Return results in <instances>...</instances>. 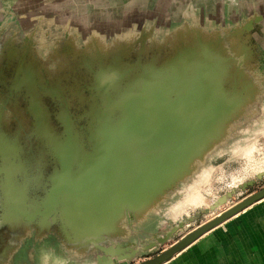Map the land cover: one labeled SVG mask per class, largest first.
<instances>
[{"label":"water","instance_id":"95a60500","mask_svg":"<svg viewBox=\"0 0 264 264\" xmlns=\"http://www.w3.org/2000/svg\"><path fill=\"white\" fill-rule=\"evenodd\" d=\"M256 18L261 17H248L240 32L254 29ZM258 37L264 48V35ZM203 40L200 35L179 49L170 45L165 57L136 68L128 66L135 58L124 52L122 58L101 48L67 51L63 43L52 60L19 59L11 79L0 82V256L12 255L23 234L30 240L50 230L67 247L88 244L89 255H98L92 264L130 263L184 230V221H178L152 233L145 245L129 241L146 233L135 231L134 222L148 223L150 214L162 217L166 194L193 173L243 101L234 88L249 53L241 47V57L234 58L222 38ZM0 64L1 76L9 60ZM67 84L77 85L78 94H62ZM54 123L62 125L63 136L38 132L47 139L53 162L42 166L40 178L30 179L15 130ZM262 198L264 187L136 264H162Z\"/></svg>","mask_w":264,"mask_h":264},{"label":"rangeland","instance_id":"374dc122","mask_svg":"<svg viewBox=\"0 0 264 264\" xmlns=\"http://www.w3.org/2000/svg\"><path fill=\"white\" fill-rule=\"evenodd\" d=\"M128 1L132 0H100L98 3L89 2V0H0V63H3L6 58L9 60V68L4 69L0 82L6 79L5 76L11 79L22 57L26 60V64L30 62L36 64L38 61L45 62L56 58L60 50L57 49L59 38L63 39L65 31L71 25L73 29L91 28L97 21L101 24L105 21L110 22L114 27L120 21L115 22L105 18H116L114 13L128 7L129 13H134L136 11L134 8H138L139 16H142L139 26H144L147 14L145 4L125 3ZM174 1L175 3L181 1V4H172L174 7L168 13L169 18L182 17L186 21L194 22L190 26V32L193 31L194 36L188 37L187 31L181 36L187 44L194 43V39L197 40L200 35L204 42L214 43V40L219 41L222 38L220 44L223 45L222 47H228V50L232 49L228 52H232L234 58L241 57L239 52L241 47L244 48L243 52L249 53V57L243 58L244 63L240 68L241 72L244 70L243 75L240 74L242 77L237 79L238 82L234 88L236 95L243 99L236 113L230 121L226 122L225 131L213 145L212 150L208 151L201 162L195 165L193 173L180 181L161 202L163 203L162 217L158 216V218L164 223L158 231L162 233L170 224H176L178 221H184V230H190L264 187V48L263 40L258 37V34L264 35V0ZM97 11L103 12L105 18L97 20L95 17ZM137 11L134 16H137ZM258 16L263 18L261 23L259 21L261 18H256L253 23L254 29L250 32H240L239 27L248 20V17ZM128 22L130 23L127 21L124 24L128 25ZM106 25L109 26V23ZM72 38L76 48L79 49L78 46H81L79 37ZM161 38L162 36L158 37L155 43L161 45L163 42ZM139 43L140 40L130 45L135 47L132 52L126 53L129 59L136 57ZM78 49L73 51L75 60L79 58L75 56L79 55ZM146 54L150 55V53H144L141 58L142 63ZM225 54L228 55V53ZM236 62L232 65L233 71L240 63ZM63 72L68 74V63ZM65 86L68 88V94L73 96L78 94L77 85ZM192 186L194 187L191 188ZM187 191L189 193L185 198ZM196 193L204 197V203L196 208L189 205L187 215L173 219L174 215L170 216V210L183 201L181 205L186 206ZM220 198H223L222 202L218 200ZM214 203L216 205L209 208ZM179 211L177 214L180 213ZM185 212L188 210L185 209ZM188 217L191 218L188 219ZM178 236L171 238L167 244L172 243ZM2 240L4 237L1 242ZM12 255H29L31 258V255L36 254L30 250V245L23 250L21 244ZM11 262L15 261L12 259Z\"/></svg>","mask_w":264,"mask_h":264},{"label":"crops","instance_id":"0c3cea01","mask_svg":"<svg viewBox=\"0 0 264 264\" xmlns=\"http://www.w3.org/2000/svg\"><path fill=\"white\" fill-rule=\"evenodd\" d=\"M90 1L98 3L100 0ZM138 2L145 4L147 14L145 15L144 23H146L144 26H139L142 16H139L140 11H137L138 8H134L137 11V16H134L136 11L129 13L130 8L124 7L118 13L113 12L116 18H105L103 12L97 11V14H94L97 20L98 18H105L112 19L115 22L120 21L117 25L118 27L116 25L112 27L113 24H110V22H107L109 23V26H107L105 21L102 24L97 21L96 25L91 28L73 29L70 26L65 31L63 39L59 38V43L64 44L63 49L67 51L73 50V47L76 45L72 41V37L76 36L77 38L79 37L81 42V46L79 45L81 49L83 47L90 51V49L101 48L102 50L123 54V52H132L135 46L130 45L140 40L139 47L136 50L135 61L128 65L129 67L136 68L141 65V58L144 53H150V55L146 54L144 56V62L148 60L153 61L157 57L162 58L161 55L165 54L166 49L170 45L173 46L175 44L178 49L185 45V40L181 38L183 33L186 34L187 31L188 37L194 36L193 31L190 32V26L194 22L188 19L186 21L182 17L174 16L171 19L169 18L168 13L174 7V5L172 6L175 3L174 0H132L125 3L134 4ZM175 4L180 5L181 1ZM127 21H130V23L128 22V25L124 24ZM161 36V41L163 42L161 45L156 44V39ZM155 53L156 55H153ZM83 79L86 80L87 77H83ZM66 90L67 88L61 87L62 94L68 96ZM73 111L75 113L78 112L76 110ZM44 126L39 130L36 126L22 128L21 133L18 127L15 130L16 136L22 139V141H18L20 145V149H18L19 156L23 161H28L30 165H28L30 179L40 178V174L43 172L40 170L42 166L53 162L51 147L48 146L47 139L38 134V132L54 133L56 137L63 136L64 133V128L61 127V124L54 123ZM25 166H27V163ZM32 194L35 195V192H32ZM184 213L187 212L184 211ZM150 215L152 216L148 223L136 221L132 224L135 231H145L146 233L144 235L137 233L139 236L135 235L133 238H130L131 245H145L150 242V235L152 233H162L158 230L164 222L157 215ZM202 223L190 230H183L174 237L181 236L183 233L195 229ZM16 233H20V231L18 230ZM51 233L52 231L47 230L44 235L32 237V240L27 239L26 235L23 234L15 243H17L18 247L22 243L23 250L24 247L30 245V250L35 252L36 255H31V258L29 255H6L4 258L0 256V264H92L98 258V255H94V253H91L93 255H89L88 244L83 243L80 246H76L68 243L67 247L60 240H54ZM122 240L126 241L124 238ZM172 243L158 245L148 250L147 252H151L149 254L140 252L130 263L122 264H136L152 258ZM12 259L15 262L12 263ZM162 264H264V198L209 229Z\"/></svg>","mask_w":264,"mask_h":264},{"label":"bare ground","instance_id":"6f19581e","mask_svg":"<svg viewBox=\"0 0 264 264\" xmlns=\"http://www.w3.org/2000/svg\"><path fill=\"white\" fill-rule=\"evenodd\" d=\"M23 78H19L18 79V82L20 81L21 82V80H22ZM237 103V102H236ZM204 177V176H203ZM202 180H203V178H202ZM194 186H192L191 188H193ZM191 188H189V190L191 189ZM189 193V191H187V193L185 194V198L187 197V194ZM186 201V200H185ZM184 202V201H183ZM183 202H180L179 204H177L176 206H174L173 207V209L172 210H170V216L172 217L173 215V219H177V218H179L180 216H183V215H187L188 213H189V211L187 212V213H184V211H185V209L186 210H189L190 209V207H189V205L191 206V207H193V208H196V207H198L199 206V204H203L204 203V197L202 196V195H200L199 193H196V194H194L192 197H191V199H190V201H188V203L186 204V206H182L181 205V203H183ZM205 203H207V202H205ZM209 203V202H208ZM184 207V208H183ZM211 207V206H210ZM181 209V211H179ZM156 211H157V209H156ZM178 211L180 212L179 214H177L178 213Z\"/></svg>","mask_w":264,"mask_h":264}]
</instances>
